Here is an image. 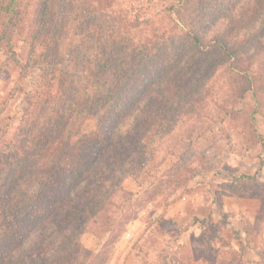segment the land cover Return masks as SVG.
<instances>
[{
	"label": "rangeland",
	"instance_id": "374dc122",
	"mask_svg": "<svg viewBox=\"0 0 264 264\" xmlns=\"http://www.w3.org/2000/svg\"><path fill=\"white\" fill-rule=\"evenodd\" d=\"M41 1L31 0L26 6V30L15 45L19 53L30 48L23 38L36 30L30 24L40 20ZM253 1L48 0L42 23L52 30L50 39L47 47L38 45L32 53L28 71L11 63L0 43V196L14 195L10 193L14 188L36 189L46 178L42 166L52 161V149L56 154L72 153L82 144L92 129L89 98H125L124 109L115 111L116 106L109 104L103 114L112 119L119 135L137 122L145 125L148 113L161 114L142 154L133 158L120 180L108 184L105 205L68 246L72 258L65 264H88L90 255L98 254L108 240L102 230L111 219L123 232L107 249L106 264H178L179 257L191 258L193 249L203 251L213 235L210 227L202 235L190 229L192 204L195 210L202 202L221 204L227 194L264 199V148L253 134L264 136V19L239 34L241 50L234 62L203 60L198 67L187 68L189 55L198 53L183 40L184 32L195 26L209 42L232 27ZM144 43L157 52L133 78L132 70L146 60ZM116 63L126 68L119 73L123 86L114 93ZM104 64L111 73L100 74ZM247 81L252 87L246 91ZM174 86L175 103L172 99L165 110L162 89L170 92ZM149 100L154 102L152 111ZM255 158L261 167L249 175L254 179L243 178L241 168L254 169L247 163ZM177 212L179 225L173 220ZM38 234L31 233L26 248L37 242ZM219 253L216 258L206 252L212 264H224L228 250ZM260 257L253 264H264V253Z\"/></svg>",
	"mask_w": 264,
	"mask_h": 264
},
{
	"label": "trees",
	"instance_id": "16d2710c",
	"mask_svg": "<svg viewBox=\"0 0 264 264\" xmlns=\"http://www.w3.org/2000/svg\"><path fill=\"white\" fill-rule=\"evenodd\" d=\"M30 1L0 0V43L6 47L9 54L8 59L21 71L30 69L33 61L32 53L38 45L43 46L44 44L47 47L46 43L52 31L48 23H42L46 15L45 7L48 6V0H42L37 9L40 20L30 24L31 29L36 30L30 33L28 39L23 38L29 43V50L26 54L24 52V55L16 51L15 45L18 37L26 30L23 21L26 6ZM98 1L103 3L107 0ZM263 19L264 0H254L243 10L239 20L232 27L216 34L207 43L198 29L194 28L195 26L189 28L184 32L183 40L190 42L192 50H196L198 54L196 57L189 55L187 68L192 65L198 67L200 61L203 60L208 62V60L216 59L218 63L236 61L241 50L236 42L237 37L240 33L256 27ZM171 45L175 46V43ZM141 47L146 60L140 62L141 64L132 70L130 76L133 78L136 77L138 70L146 69L149 63H152V59L155 58L154 54L157 52L146 43ZM203 48L206 49L203 50ZM50 57L55 58V55L52 54ZM110 61L113 63L112 59ZM137 63L135 61V64ZM105 65H101V75L112 71L111 67L109 70V67ZM115 66H118V70L116 69L115 73L117 83L113 89L114 93L123 86V79L119 73L120 70L124 71L126 68L118 63ZM48 69L54 70V68ZM60 73L63 74L61 70ZM61 81V87H65L67 77L61 76ZM251 87V82H248L245 90H250ZM177 89L175 86L170 92L168 88L162 89L164 99H166L163 104L165 110L170 109L173 100L175 103L172 94L177 95ZM125 102L122 96L89 98V121L92 129L82 140V144L78 143L76 147H73L72 153L57 151L59 155L57 160L52 158L57 155L54 152L56 148L52 149L49 153L52 161L45 162L42 166L46 178L40 180L36 189L28 190V192L23 188H14L10 192L14 195L0 196V264H65L72 258L68 246L73 244L78 234L84 232L94 215L105 205L108 184L120 180L122 175L129 172L133 158L142 154L145 144L147 145L148 140L152 138L151 128L161 115L154 116L148 113L147 118L142 122L145 125L141 123L139 125L137 122L133 128L119 135L118 128L110 122L112 119L106 118L103 114L108 110L109 104L116 106L114 109L118 111L124 109ZM147 103L149 111H152L155 107L154 102L149 100ZM134 104H137L136 101L132 105ZM253 134L256 141L264 148V136L258 134L257 131H253ZM243 178L254 179L249 175H243ZM234 181L239 180L234 178ZM14 183L18 184L16 181ZM201 221L204 225L208 224L206 219ZM115 223V220L111 219L107 227L103 228V237L109 235V238L98 254L90 255L88 264H106L108 261L109 251L107 249L119 240L123 232L119 227L117 230ZM35 231H39L37 242L32 247L26 248L31 233ZM18 250L20 254L16 255ZM76 252V249L72 250L73 254ZM228 254L224 264L245 263L242 252L230 248Z\"/></svg>",
	"mask_w": 264,
	"mask_h": 264
},
{
	"label": "crops",
	"instance_id": "0c3cea01",
	"mask_svg": "<svg viewBox=\"0 0 264 264\" xmlns=\"http://www.w3.org/2000/svg\"><path fill=\"white\" fill-rule=\"evenodd\" d=\"M247 165H253L255 168L243 166L241 171L246 175H253V171L261 167V160L255 158L252 164L247 163ZM262 169L264 174V165ZM259 176L260 174H257V178ZM191 206L193 208L189 211L192 216L190 229L196 228L199 231V235H202L207 230V227H210L213 229V235L206 240L205 247L201 248L203 251H195L193 249L191 258L181 261L179 257L178 264H212V261H210L211 255L206 254L208 250L215 254L214 257L218 258L220 256L219 250H228L230 248L242 252L244 264H253L260 261V256L264 253L263 198L227 194L224 195L221 204L212 200L207 204L202 202L197 206L196 210L193 204ZM179 215L178 212L176 216L173 215L176 225H179V220L176 218ZM204 219L207 220V225L202 223L201 220ZM195 220L197 221L196 223L194 222ZM257 234L260 235V239L251 238L252 235L256 236ZM245 235L249 237L245 238ZM191 243L193 244L195 241H191ZM208 246H210L209 249Z\"/></svg>",
	"mask_w": 264,
	"mask_h": 264
}]
</instances>
